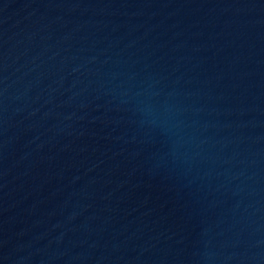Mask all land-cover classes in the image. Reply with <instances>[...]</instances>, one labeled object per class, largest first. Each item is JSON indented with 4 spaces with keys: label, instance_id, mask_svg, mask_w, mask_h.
Segmentation results:
<instances>
[{
    "label": "water",
    "instance_id": "water-1",
    "mask_svg": "<svg viewBox=\"0 0 264 264\" xmlns=\"http://www.w3.org/2000/svg\"><path fill=\"white\" fill-rule=\"evenodd\" d=\"M0 264H264V0H0Z\"/></svg>",
    "mask_w": 264,
    "mask_h": 264
}]
</instances>
